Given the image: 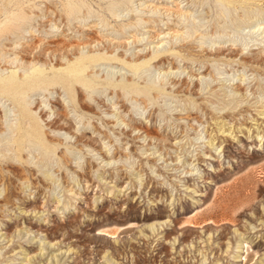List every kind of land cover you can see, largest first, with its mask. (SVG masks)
Segmentation results:
<instances>
[{
    "label": "rangeland",
    "instance_id": "374dc122",
    "mask_svg": "<svg viewBox=\"0 0 264 264\" xmlns=\"http://www.w3.org/2000/svg\"><path fill=\"white\" fill-rule=\"evenodd\" d=\"M263 222L264 0H0V264H264Z\"/></svg>",
    "mask_w": 264,
    "mask_h": 264
},
{
    "label": "bare ground",
    "instance_id": "6f19581e",
    "mask_svg": "<svg viewBox=\"0 0 264 264\" xmlns=\"http://www.w3.org/2000/svg\"><path fill=\"white\" fill-rule=\"evenodd\" d=\"M8 79H9V77H8ZM21 79V78H20ZM10 81V80H9ZM14 81H15V79H14ZM5 82V81H4ZM12 82V81H11ZM71 82H73V81H71ZM18 92V91H17ZM3 95V94H2ZM4 95H8L9 96V94H4ZM264 223V222H263ZM161 225V224H160ZM264 226V225H263ZM50 248V247H49ZM61 252V251H60ZM60 252H58V254L56 255V256H58V258H59V255H61L62 254V252L60 253ZM40 257L39 258H41V255H39ZM55 255H54V259H55V257H56ZM43 257V256H42ZM52 257H53V255H52ZM63 257V256H62ZM22 259V258H21ZM27 259H29V258H27ZM32 259V258H31ZM33 259H34V257H33ZM32 259V260H33ZM50 259V258H49ZM38 260V259H37ZM28 261V263H30L31 262V260H30V262H29V260H27ZM27 263V262H26ZM27 263V264H28Z\"/></svg>",
    "mask_w": 264,
    "mask_h": 264
}]
</instances>
